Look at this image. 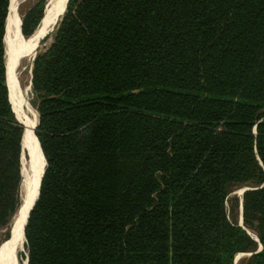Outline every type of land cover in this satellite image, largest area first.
Listing matches in <instances>:
<instances>
[{
    "label": "trees",
    "instance_id": "obj_1",
    "mask_svg": "<svg viewBox=\"0 0 264 264\" xmlns=\"http://www.w3.org/2000/svg\"><path fill=\"white\" fill-rule=\"evenodd\" d=\"M10 4L0 218L19 205L24 135L9 98ZM45 8L31 25L26 13L23 35ZM55 29L33 67L47 167L27 264H235L260 241L242 264H264V0H69ZM250 180L244 222L260 241L226 203Z\"/></svg>",
    "mask_w": 264,
    "mask_h": 264
},
{
    "label": "bare ground",
    "instance_id": "obj_2",
    "mask_svg": "<svg viewBox=\"0 0 264 264\" xmlns=\"http://www.w3.org/2000/svg\"><path fill=\"white\" fill-rule=\"evenodd\" d=\"M20 1L21 0H11L10 10L6 21L5 57L11 80L9 96L15 114L17 115L18 119L22 121L25 127L22 143L24 150L27 149L29 151V157L27 159L28 165H26L24 161L22 168L23 178L21 182L19 205L11 217L8 227L9 234L0 244V263L4 256L7 255V264H26L27 262V256L24 259H21L20 256L22 251H27L25 235L26 219L29 208L33 204L38 192L40 177L45 165V155L42 152L43 149L41 147V143L35 132V127L38 125L39 121V113L35 107L25 100V97L21 92L19 81V64L23 56L33 60L32 58L35 54V50L38 48L41 42L40 39L46 36L43 35L47 31H50V28L55 22L54 18L57 19L58 16H60L62 8L67 2V0H47L45 14L41 19L37 29L29 37L22 41L21 50L15 51V39L16 35L19 34L22 18L19 8ZM52 30L53 27L51 31ZM24 102L26 104L22 106ZM27 105L28 107H26ZM23 160H25L24 157ZM240 191H242V188ZM250 231L255 237H257L258 232L256 233L253 229H250Z\"/></svg>",
    "mask_w": 264,
    "mask_h": 264
},
{
    "label": "rangeland",
    "instance_id": "obj_3",
    "mask_svg": "<svg viewBox=\"0 0 264 264\" xmlns=\"http://www.w3.org/2000/svg\"><path fill=\"white\" fill-rule=\"evenodd\" d=\"M46 3H47V0H21L19 3V8H20V11L22 14L21 22H22V19L24 20L26 13L31 12L32 17H33V19L29 21V25H31L32 22L36 19V17L41 15L42 11L45 8ZM65 5H66V3H65ZM65 5L63 6V8L65 7ZM58 18H59V16H58ZM55 19L56 18H54V21H55L54 24L57 21V19L56 20ZM54 24L52 25V27L54 26ZM52 27L50 28V31H47L48 34L45 36V34L47 33L46 32L43 35L45 37L40 39L41 42H40L38 48L35 50V54L32 58L33 60H31V58H27L26 56H23V58L19 64V66H20L19 67V81H20L21 92H22L23 96L25 97V100L37 109L39 115H40V112H39L38 106H39V102L41 100V95L35 89L34 84H33V67H34V61H35L37 54H39L40 52L47 49L54 40V34H55L56 29L54 27V29L51 31ZM19 30H20L19 34L16 35V39H15V51H20L22 48V46H21L22 41L25 38L29 37L27 35H23V33L21 32V27ZM8 71H9V69H8ZM8 73L9 72H7V74ZM10 81L11 80L9 78V83H10ZM10 88H11V83H10ZM24 104H26V103L24 102L22 104V106ZM26 107H28V105ZM24 130H25V127H24ZM24 130H23V134H24ZM23 157L25 158V160H23ZM28 157H29V151L27 149L24 150L23 143H22L19 161L17 164V167L19 168V170L18 171L15 170V174L13 175V176H15V178L13 180V186H11V190L13 187V192H11V196L14 195V198L16 200L15 208H16V205L18 202L19 194L21 193V182H22V178H23V175H22L23 164L25 161V164L28 165V161H27ZM253 184H254V181L250 180L248 182L238 183L236 185L231 186V190L229 192L226 203H227L228 208L230 210L231 217L234 218L235 220H238V222L242 219L241 218V214H242L241 213V202L244 199L243 195H244V192L246 190V189L243 190V188L246 186H253ZM9 187H10V185H9ZM241 188H242V191H240ZM236 197H237V199H236ZM2 206H3V204L1 205V207ZM13 211H14V209H12V206H9L7 208V213H6L7 218H6V215L4 218H2V217L0 218V244L2 243L4 238L9 234V228L8 227H9V224L11 221V216H12ZM3 219H5V220H3ZM243 223L245 225L244 215H243ZM252 223L254 225V222H252ZM249 226L250 227L246 226L247 228H249V230L253 229V230H255L256 233L258 232V230L256 229L255 226H252V225H249ZM257 235L259 236V233H257ZM26 250H27L26 251L27 254L25 251H22L20 253L21 259H24L26 256L28 257V254H29L28 253L29 250H28L27 239H26ZM251 251H255V250H246L245 254H240V256L238 257V260L235 262V264H242L245 260H247V258H249L251 255L250 254ZM7 262H8V257H7V255H5L4 258L1 260L0 264H7Z\"/></svg>",
    "mask_w": 264,
    "mask_h": 264
},
{
    "label": "water",
    "instance_id": "obj_4",
    "mask_svg": "<svg viewBox=\"0 0 264 264\" xmlns=\"http://www.w3.org/2000/svg\"><path fill=\"white\" fill-rule=\"evenodd\" d=\"M68 1H69V0H67L65 7L62 9L59 18L57 19L56 23H55L54 26H53V29H54V27L56 26V24H57L58 20L60 19L61 15L65 12V10H66V8H67ZM22 22H23V20H22ZM47 34H48V33H46L45 35H47ZM9 98H10V96H9ZM10 101H11V100H10ZM13 110H14V108H13ZM16 116H17V115H16ZM17 118H18V117H17ZM19 120H20V119H19ZM20 121H21V120H20ZM21 122H22V121H21ZM38 123H39V121H38ZM36 126H37V125H36ZM35 129H36V127H35ZM41 147H42V145H41ZM42 149H43V148H42ZM43 153H44V152H43ZM44 155H45V153H44ZM46 167H47V158H46V156H45V165H44V167H43V171H42V174H41V177H40V182H39V185H38V192H37L36 197H35V199H34V201H33V204H32L31 207L29 208V212H28L27 219H26V224H27V221H28V219H29L31 209L33 208V206H34V204H35V202H36V200H37V198H38V195H39V192H40V186H41L42 178H43V175H44V173H45ZM22 173H23V172H22ZM252 187H253V186H246V187L243 188V190L248 189V188H252ZM241 213H242V214H241V218H242V219L239 221V224H242L245 228H247V227L244 225V223H243V200H242V202H241ZM25 228H26V226H25ZM247 230H248V232L251 233V231L249 230V228H247ZM251 234H252V233H251ZM25 235H26V232H25ZM252 235H253V234H252ZM253 236H254V235H253ZM254 237H255V236H254ZM255 238L258 239V240L260 241V238H259L258 235H257V237H255ZM26 239H27V238H26ZM262 247H263V245H262V243H261V241H260V244H259L257 250L262 249ZM257 250H255V251H257ZM255 251H251L250 254H252V253L255 252ZM245 253H246V251H240V252L236 255V257H235V262L238 260V257L240 256V254H245ZM28 259H29V254H28V257H27V262H26V264L28 263Z\"/></svg>",
    "mask_w": 264,
    "mask_h": 264
}]
</instances>
